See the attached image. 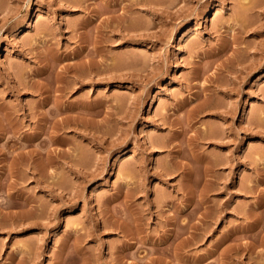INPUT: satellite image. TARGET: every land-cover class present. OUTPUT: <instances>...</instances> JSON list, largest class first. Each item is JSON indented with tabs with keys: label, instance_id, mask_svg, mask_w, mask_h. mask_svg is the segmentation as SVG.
Wrapping results in <instances>:
<instances>
[{
	"label": "rangeland",
	"instance_id": "obj_1",
	"mask_svg": "<svg viewBox=\"0 0 264 264\" xmlns=\"http://www.w3.org/2000/svg\"><path fill=\"white\" fill-rule=\"evenodd\" d=\"M0 264H264V0H0Z\"/></svg>",
	"mask_w": 264,
	"mask_h": 264
}]
</instances>
